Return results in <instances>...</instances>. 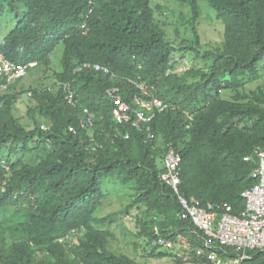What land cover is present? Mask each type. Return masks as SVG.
Masks as SVG:
<instances>
[{"label":"trees","instance_id":"1","mask_svg":"<svg viewBox=\"0 0 264 264\" xmlns=\"http://www.w3.org/2000/svg\"><path fill=\"white\" fill-rule=\"evenodd\" d=\"M175 1L198 17V0ZM207 1L223 21V43L198 52L207 67L179 73L178 48L152 0H0V15L9 10L16 19L0 52L16 64L35 62L27 74L46 67L56 79L32 88L28 121L12 109L21 92L10 91L21 78L0 94V264H138L109 248L108 224L119 213L132 214L139 236L151 241L159 232L202 247L160 179L170 144L182 156L180 193L191 204L245 208L257 160L244 157L264 149V86L246 87L264 61V0ZM111 87L128 102L138 95L168 106L136 128L115 118ZM86 116L93 123L82 128ZM112 188L130 203L97 216ZM247 255L241 264H264V250Z\"/></svg>","mask_w":264,"mask_h":264},{"label":"built area","instance_id":"2","mask_svg":"<svg viewBox=\"0 0 264 264\" xmlns=\"http://www.w3.org/2000/svg\"><path fill=\"white\" fill-rule=\"evenodd\" d=\"M34 63L16 64L0 53V94L17 79L25 77L28 66H33ZM82 67L93 68L104 74L110 72L108 67L99 63L86 62ZM138 87L145 92L142 85ZM106 92L115 104V118L119 122L132 123L136 128L141 123H149L155 117L156 111H163L168 106L158 99H145L138 95H134L131 102H128L122 97L118 87L108 88ZM68 99L71 101L73 98ZM87 112L84 109V113ZM92 123V118L86 116L80 121V126L86 128ZM253 158L257 160L253 171L257 183L242 193L245 208L235 214L226 203L197 206L180 193L182 156L172 144L168 145L163 161L165 171L160 174V179L175 196L180 208L179 216L193 225L203 243L202 247L195 249L186 247L179 255V264H241L249 257V251L264 250V149H255L244 160L251 161ZM156 244L174 248V242L164 237L157 238Z\"/></svg>","mask_w":264,"mask_h":264},{"label":"rangeland","instance_id":"3","mask_svg":"<svg viewBox=\"0 0 264 264\" xmlns=\"http://www.w3.org/2000/svg\"><path fill=\"white\" fill-rule=\"evenodd\" d=\"M152 5L156 11L157 21L165 30L168 38L178 48L172 56V60L176 63L174 70L182 73L190 68L207 67L208 64L198 52L202 53L220 47L224 35L223 21L216 17V13L208 1L198 0L199 13L195 19H193L189 4H181L175 0H152ZM8 12L10 11L7 10L3 16L0 15V39L16 25L14 15L12 12ZM193 46L197 50H184L186 47ZM62 48L63 46L60 44L51 59L52 62L54 60V68L59 67ZM56 55L57 57H54ZM257 67L259 69L258 77L247 82L248 90L255 89L258 85L264 86V61H261ZM45 68L31 69L32 71L23 77L15 88L11 86L10 93L21 92L12 108L16 117L25 118L27 111L34 104L30 97L32 88L44 87L56 81L54 77L47 75ZM25 119L28 121L27 118ZM3 154L5 155V152ZM29 157L32 158V156ZM129 203L130 199L125 196L124 191L112 188L103 206L98 210L97 216L103 217L110 213H119ZM108 228L112 232L109 248L118 254H125L133 258L138 264H177L179 255L186 250L184 247L187 244L183 242L175 243L172 250L157 245L156 239L163 237L157 234L159 232L154 234L152 241L147 237L139 236L141 228L137 225L132 214H117L108 224ZM184 240L187 241L185 238ZM72 242L77 243L78 241L74 238ZM167 249L172 253L167 252Z\"/></svg>","mask_w":264,"mask_h":264},{"label":"clouds","instance_id":"4","mask_svg":"<svg viewBox=\"0 0 264 264\" xmlns=\"http://www.w3.org/2000/svg\"><path fill=\"white\" fill-rule=\"evenodd\" d=\"M0 53H1V52H0ZM27 75H28V74H27ZM27 75H26V76H27ZM26 76H25V77H26ZM22 79H23V78H21V80H22ZM19 82H20V81H19ZM0 104H1V103H0ZM3 104H4V102H3L1 105H3ZM1 105H0V106H1ZM171 250H172V249H171Z\"/></svg>","mask_w":264,"mask_h":264}]
</instances>
